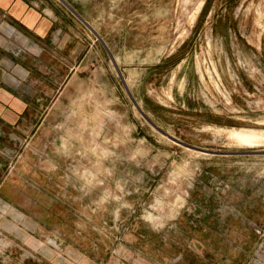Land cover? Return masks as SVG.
<instances>
[{
  "label": "rangeland",
  "instance_id": "rangeland-1",
  "mask_svg": "<svg viewBox=\"0 0 264 264\" xmlns=\"http://www.w3.org/2000/svg\"><path fill=\"white\" fill-rule=\"evenodd\" d=\"M40 3L51 42L0 69L9 126L55 89L0 125V264H264V142L231 135L264 129V0Z\"/></svg>",
  "mask_w": 264,
  "mask_h": 264
},
{
  "label": "crops",
  "instance_id": "crops-1",
  "mask_svg": "<svg viewBox=\"0 0 264 264\" xmlns=\"http://www.w3.org/2000/svg\"><path fill=\"white\" fill-rule=\"evenodd\" d=\"M43 11L44 7L42 3H40V0H0V69L4 67V63L7 62V59L10 61L12 60L13 56L9 54V52L13 51L12 53L17 56L26 53L27 50L37 52L34 47L37 41L40 42L41 39L45 38L47 44L51 42L50 37L54 33L53 30L58 27V21L53 19L52 21L44 16ZM3 12H7L11 16H7L8 18L6 19V15H4ZM19 40H22V43H19ZM39 48L41 49V47ZM35 57L36 56H34V58ZM20 58L24 60L25 56H20ZM51 60L54 61L52 58ZM23 63L24 62H21V64ZM6 66L11 68L13 64H6ZM51 66H53V64ZM61 69L62 65L56 62L55 67H52L50 73V78H52L51 83L56 84L58 82V75ZM68 86L69 83L65 87L67 88ZM52 87L53 84L41 86L42 89L39 90L32 87H23V92L28 93L24 97L30 99H27L30 104L24 107L23 112L20 110L18 111V118L16 117L13 126H9L13 123L10 122L11 111H7V106L13 99L4 92V88L0 87V97L3 95V99H0V125L9 131L13 130L16 133H23L26 128L25 126L22 127V125L31 124L34 121V115H32V113L36 114L39 108L43 107V99L47 102L48 97L54 93L55 89ZM64 90L66 89L64 88ZM15 104L17 108L21 107L20 104ZM54 106L56 105L54 104L46 107L52 111ZM14 132H12V134H15ZM5 137L11 139V135H5ZM6 198L8 201L12 202L11 196L6 195Z\"/></svg>",
  "mask_w": 264,
  "mask_h": 264
},
{
  "label": "bare ground",
  "instance_id": "bare-ground-1",
  "mask_svg": "<svg viewBox=\"0 0 264 264\" xmlns=\"http://www.w3.org/2000/svg\"><path fill=\"white\" fill-rule=\"evenodd\" d=\"M231 135L238 141L246 145H257L264 142V129H240L233 128ZM229 136V135H228Z\"/></svg>",
  "mask_w": 264,
  "mask_h": 264
}]
</instances>
